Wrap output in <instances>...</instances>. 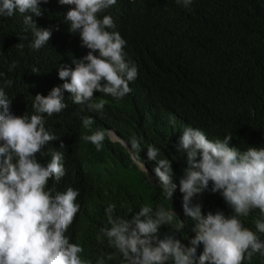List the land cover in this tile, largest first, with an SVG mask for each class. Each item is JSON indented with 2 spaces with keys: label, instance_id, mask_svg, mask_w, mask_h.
<instances>
[{
  "label": "trees",
  "instance_id": "1",
  "mask_svg": "<svg viewBox=\"0 0 264 264\" xmlns=\"http://www.w3.org/2000/svg\"><path fill=\"white\" fill-rule=\"evenodd\" d=\"M41 7L43 14L33 17L34 22L54 30L39 50L31 47V30H24L19 13L0 17V72L11 81L5 90L13 97L11 111L16 115L33 114L34 96L47 95L63 83L59 65H71L72 57L81 58L88 51L64 22L70 6L48 0ZM103 14L111 15L114 30L127 42L128 58L138 66V76L129 85L132 91L120 100L94 93V102L105 101L101 112L74 104L66 92L68 107L46 117V128L57 142L47 144L45 155L37 157L47 163L51 152L64 153L65 176L59 182L50 180L49 187L79 190L81 208L66 234L83 247L82 259L95 264L98 257L114 254L107 264H123L106 238L97 241L100 228L108 223L103 208L109 201L116 205L114 216L125 218L144 205L174 210L177 216L161 233L175 232L182 239L194 235V221L185 217L179 191L171 201L156 183L155 164L144 155L149 146L159 150V158L172 161L177 182L186 157L176 151V144L188 122L214 140L231 135V143L241 148L264 146V0H194L190 9L175 0H117ZM13 62L17 67L9 72ZM170 116L176 118L175 127ZM84 118L90 125L83 124ZM97 130L106 134L100 151L81 139ZM110 130L127 144L136 140L135 156L110 139ZM83 198L93 204L86 208ZM198 199L205 214L232 212L219 194L205 192ZM260 218L258 209L240 217L253 229ZM181 223L183 228L176 232ZM202 251L201 244L198 255ZM242 264H264V257L255 254Z\"/></svg>",
  "mask_w": 264,
  "mask_h": 264
},
{
  "label": "clouds",
  "instance_id": "2",
  "mask_svg": "<svg viewBox=\"0 0 264 264\" xmlns=\"http://www.w3.org/2000/svg\"><path fill=\"white\" fill-rule=\"evenodd\" d=\"M116 2L58 0L60 5L70 6L64 22L69 33L79 37L80 47L88 51L81 58L72 57L71 65H59L58 78L63 83L47 95L34 96L33 114L11 111L13 97L5 90L11 81L0 72V264H91L82 259L83 247L66 234L81 208L79 190L68 187L55 191L49 187L50 180L59 182L65 176L64 153L51 152L47 163H41L37 155L44 156L45 146L57 142L56 135L46 128V117L68 107L66 92L74 104L101 112L105 101L94 102V93L120 100L132 91L129 85L138 76V66L128 58L127 42L114 30L111 15L103 14ZM175 2L190 9L194 0ZM46 3L48 0H0V17L19 13L24 30H31V47L39 50L54 30L39 27L33 19L43 14L41 5ZM16 67L13 62L8 71ZM32 72L38 73L35 68ZM90 123L89 118L83 119L85 126ZM169 123L175 127L176 118L170 116ZM108 134L135 156V139L127 144L114 130ZM105 136L104 131L97 130L81 139L100 151ZM232 139L226 135L214 140L200 126L186 123L176 144V151L186 157L178 182L171 160L159 158L154 146L144 153L155 164L156 183L164 195L172 201L177 190L181 194L184 215L194 221L190 239L178 238L171 231L161 233L177 216L174 210L144 205L131 218H125L114 216L116 205L109 201L103 208L108 223L100 228L97 241L106 238L123 264H242L255 254L264 257V146L241 148L231 143ZM139 166L149 174L144 165ZM205 192L219 194L231 214L219 209L205 214L198 199ZM83 201L86 208L93 204ZM255 209L261 218L255 221L254 229L245 227L240 217ZM182 228L183 223L175 231ZM201 244L203 251L198 255ZM113 255H102L95 264H107Z\"/></svg>",
  "mask_w": 264,
  "mask_h": 264
},
{
  "label": "rangeland",
  "instance_id": "3",
  "mask_svg": "<svg viewBox=\"0 0 264 264\" xmlns=\"http://www.w3.org/2000/svg\"><path fill=\"white\" fill-rule=\"evenodd\" d=\"M143 168V167H142ZM144 169V168H143Z\"/></svg>",
  "mask_w": 264,
  "mask_h": 264
}]
</instances>
